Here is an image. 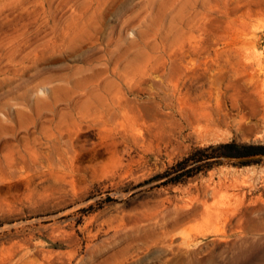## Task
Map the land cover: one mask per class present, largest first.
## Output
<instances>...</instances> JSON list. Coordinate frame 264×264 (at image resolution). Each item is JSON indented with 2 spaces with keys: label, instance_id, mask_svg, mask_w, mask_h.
<instances>
[{
  "label": "rangeland",
  "instance_id": "rangeland-1",
  "mask_svg": "<svg viewBox=\"0 0 264 264\" xmlns=\"http://www.w3.org/2000/svg\"><path fill=\"white\" fill-rule=\"evenodd\" d=\"M224 143L264 146V0H0V264H264Z\"/></svg>",
  "mask_w": 264,
  "mask_h": 264
},
{
  "label": "trees",
  "instance_id": "trees-1",
  "mask_svg": "<svg viewBox=\"0 0 264 264\" xmlns=\"http://www.w3.org/2000/svg\"><path fill=\"white\" fill-rule=\"evenodd\" d=\"M213 150L219 151V156L227 157H249L258 153H264V146L235 143H224L212 147ZM209 157V156H207ZM250 160L243 161L248 163Z\"/></svg>",
  "mask_w": 264,
  "mask_h": 264
}]
</instances>
